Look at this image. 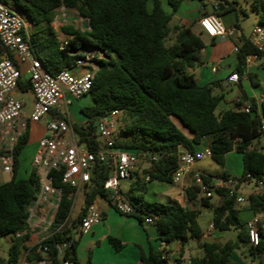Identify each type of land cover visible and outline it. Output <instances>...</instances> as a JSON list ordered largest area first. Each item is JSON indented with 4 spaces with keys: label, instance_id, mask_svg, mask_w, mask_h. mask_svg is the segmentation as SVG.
I'll return each mask as SVG.
<instances>
[{
    "label": "trees",
    "instance_id": "16d2710c",
    "mask_svg": "<svg viewBox=\"0 0 264 264\" xmlns=\"http://www.w3.org/2000/svg\"><path fill=\"white\" fill-rule=\"evenodd\" d=\"M31 22V42L45 68L57 74L84 55L77 53L84 48H99L105 59L97 61L92 88L89 94L93 105L82 108L83 123L71 121L79 140L94 153L102 149L98 132V122L111 112L122 113L116 145L125 150L145 153L156 157L148 170L150 181L173 183V174L178 167L179 155L184 148L195 151V146L208 140L211 158L218 165H225V156L232 151L242 156L243 170L236 177L239 185L255 180L263 184L260 193L247 197V208L254 215L264 214V147L259 140L264 136V99L260 107L255 100L250 101V111L227 110L217 113L224 100V94H216L217 82L199 85L190 68L202 64L201 51L204 41L191 27L180 25L170 28L172 13H167L160 0H2ZM153 2L151 11L147 3ZM181 0H170L175 11ZM224 1V0H220ZM227 1V0H225ZM74 9L80 16L89 20L90 30L77 29L64 25L61 31L71 36L63 48L53 23L57 11L62 7ZM233 4L223 13L229 12ZM218 12V9H217ZM260 24H264V3ZM174 33V41L168 39ZM76 52V53H74ZM251 54L264 55L250 40H244L236 57L235 73L245 74L246 58ZM7 56L15 61L14 55ZM22 72L18 90L31 92L30 79ZM33 94V93H32ZM51 115L69 120L65 114L51 110ZM29 141V128L17 139L12 149L13 172L11 179L0 184V239L12 235L13 243L8 251L7 264H19L22 257L29 264L48 258L50 264H63L70 260L80 264L77 246L80 239L72 237L88 206L97 197L110 200L105 190V182L110 177L109 169L97 163L92 173L91 183L84 188V206L80 215L60 230L71 216L75 190L62 182V174L54 171L55 186L62 189V199L52 225V235L39 245L28 246V208L40 190L37 174L28 179H18L19 157ZM204 183L221 199L218 206H210L214 230L219 232L237 231V241H202L204 232L198 222L200 211L184 207L177 201L169 203L150 202L142 190L141 177L131 186L128 194L132 204L141 214L134 215L141 223L146 217L153 219L159 232V239L167 245L178 241L183 246L191 241L198 242L202 256H193L190 264H235L231 255L241 246L248 247L253 257L264 254V234L259 231V243L249 246L247 226L239 218L236 208L237 195L230 194L224 182L230 175L222 176L223 182L215 186L212 175L202 174ZM146 183V182H145ZM197 195L200 191L194 187ZM189 200L194 198L188 194ZM24 232L21 237L18 233ZM73 239V245L60 257L56 245ZM109 243L116 251L125 244L110 237ZM48 251L44 252L43 249ZM141 264H166L162 252L151 251L141 254ZM91 264V258L88 263Z\"/></svg>",
    "mask_w": 264,
    "mask_h": 264
},
{
    "label": "built area",
    "instance_id": "2783aa9c",
    "mask_svg": "<svg viewBox=\"0 0 264 264\" xmlns=\"http://www.w3.org/2000/svg\"><path fill=\"white\" fill-rule=\"evenodd\" d=\"M72 17V19L68 18L67 8L62 6L57 11L55 21H63L64 23L72 21L75 28L90 30L89 20L80 16L76 10H74ZM199 24L210 37L227 34L221 19L216 14L201 17ZM30 28L31 22L26 17L0 0V166L5 173L11 175L13 172L12 149L19 136L29 128L31 122H40L49 115L46 121V132L39 140L38 148L32 158V166L37 172L40 190L28 208L29 216L27 219L30 233L37 230L44 232L37 244L39 245L52 235V225L62 199V189L55 186L54 171L60 172L62 182L75 190L72 193L75 200L79 190L91 183L96 164L105 165L110 171V177L105 182L104 188L110 194L112 206L122 215L134 216L141 214V212L123 191L122 183L138 173L139 165L144 160H148L147 163L151 167L152 161H156L157 158L149 157L145 153L128 151L116 145L115 133L121 124L122 116L118 110L111 112L98 122V132L102 142V149L99 152L89 151L84 144L79 143L71 125L70 108L76 100H80L89 94L95 71L78 74L76 70L91 64L92 61L89 58H79L59 73L51 74L34 50ZM57 32L58 35H66L61 31V28ZM66 36L67 39L62 40L63 48L68 45L71 38V36ZM250 41L257 49L263 50L264 24H258L254 27ZM8 53L14 55L15 61L7 56ZM247 58L256 60L259 57L257 54H251ZM213 71L216 69L213 68ZM22 72L29 74L34 96V107L28 115L23 113V101H17L12 97L14 92L18 90ZM229 81L237 82L238 75H231ZM61 103L65 108L63 114L69 119L68 121L50 113L51 110L58 111ZM241 110L249 112L250 104L242 105ZM262 128L264 130V125ZM5 142H9V146L3 150L1 144ZM211 156L212 151L209 146L204 147L201 151L195 150L193 152L184 149L179 155L178 167L173 174V183H180L186 176L192 175L199 191L205 194L206 198H211L213 196L212 189L204 183L202 174L195 172L193 167L197 161ZM141 178H144L146 182L150 181L147 174L142 175ZM224 184L229 188L231 195H237V203L245 202V198L239 193L240 185L237 178L230 177ZM259 186L261 189L263 188L261 182ZM71 220L73 219L70 216L62 224L60 230L66 227ZM102 221V212L95 203L91 204L86 208L77 228L73 230L72 237H75L77 232L89 233L93 226ZM144 222L153 224V219L146 217ZM258 224V218H254L247 224L249 245L251 246H256L259 243ZM213 230L214 225L212 223L207 234L212 233ZM23 234L24 232H21L16 236L21 237ZM72 245L73 239L58 243L56 249L59 256L63 257L65 250ZM43 251L47 252L48 249L44 248ZM161 252L162 258L167 260L166 264H173L169 261V252L165 242H161ZM25 256L26 254L19 264L25 263ZM0 264H2L1 261ZM36 264H50V260L45 258ZM63 264L73 263L70 260H64Z\"/></svg>",
    "mask_w": 264,
    "mask_h": 264
},
{
    "label": "crops",
    "instance_id": "0c3cea01",
    "mask_svg": "<svg viewBox=\"0 0 264 264\" xmlns=\"http://www.w3.org/2000/svg\"><path fill=\"white\" fill-rule=\"evenodd\" d=\"M160 2L163 9L167 13H172L173 15L169 24L171 29L180 25L189 26L196 34H199L202 37L205 44V48L200 54L202 64L190 68L189 72L195 76L199 85H207L217 82V89L215 90V93L224 94V100L221 103L224 104V109L219 112L217 111V113L227 110H238V103H241L242 105L250 104L251 100H255L258 107H260V104L264 99V55L256 60L246 58L245 74L241 77H238L237 82H231L229 81V78L231 75L236 74L235 70L238 65L236 54L239 48L241 47L244 40H250L254 27L260 24L264 0H246V4L252 6V10L256 17L255 25L249 30L245 29L241 24L239 16V12H242V14L246 16L247 9L243 8L236 0H181L175 11H173L170 0H160ZM230 3L233 4V8L230 9L229 12L223 13ZM147 8L149 11H151L153 9V2L152 4L147 3ZM221 8H223V10H220ZM211 14H216L221 19L223 26L227 31L225 36L210 37L201 28L199 24L200 18ZM230 31H232V33H229ZM59 38L61 40H66L67 36L59 35ZM262 51L264 52V47ZM77 53L83 54L84 59L89 58L92 61L91 64L76 70V73L78 74H82L87 71H96L99 67L97 61L99 59L106 58L104 52L96 47L84 48L82 46ZM213 68H215L216 71H213ZM32 98L33 109V94ZM23 103L25 105L24 101ZM91 105H93V100L90 94L75 102V104H73V109L70 110L71 120L76 123H83L86 118L81 110L82 108ZM58 111L64 113L65 108L63 103L60 104ZM78 111L82 117L77 115ZM23 113L28 115L24 112V106ZM45 132L46 121L43 123H41V121L31 122L29 124V141L28 144L23 148L19 157L20 166L17 173L18 179H28L33 172L37 174L35 168L32 166V158L38 148L39 140L44 136ZM259 145L261 147L263 146L261 142H259ZM206 146H208V140L204 139L201 144L195 146V150L201 151ZM183 150L184 148L181 151ZM228 154L229 153H227L226 156ZM193 167L195 172L204 175H211V173L206 172L204 169L198 168L195 164ZM224 174H228L230 177L235 178L241 175H232L230 173ZM222 176H213V184L215 186H218L223 182ZM11 177L12 176L9 177L8 181L11 179ZM153 182L157 181H148L147 183L150 184ZM158 183V193H154V195H158L165 203L177 201L184 207L199 210L200 213L205 209L211 211V209L205 203L213 207L218 206L221 203V199L218 196L217 203H212V199L214 198L215 194H213L211 198H206L205 194L201 192L196 195L194 192V187L197 185L195 184L192 175L186 176L180 183ZM133 184L134 183L130 185L129 192ZM262 190L263 188L261 189L259 184H256V181L253 183V180L241 184L239 186V193L245 198V202L237 203L236 208L239 210L240 220L246 224V226L248 222L252 221L254 218H258V230H262L264 234V214L254 215L253 212L247 208V197L252 193H260ZM83 192H85L84 188ZM126 194L128 195V193ZM188 194H190L194 199L189 200ZM84 197L85 193H83L80 213L84 206ZM95 204L102 212L103 221L100 224L93 226L89 233L80 235V241L77 246V257L80 264L88 263V252L90 250H92L93 254L92 264H141L140 258L142 253L149 255L151 251H161L159 232L154 224H147L145 222L141 223L133 216H125L120 214L115 210L108 199L97 197ZM211 224L212 219L208 225V228ZM201 228L204 232L202 241H237V231H227L234 233V238L236 239L234 240L225 235H217V237L213 236V232H219L215 230H213L212 233L207 234L208 228L204 229L202 226ZM43 235L44 232L41 230L31 232L27 245H37ZM110 237L119 239L121 242H123L125 244L124 249L121 251H116L109 243ZM175 242L176 248H172L171 245L173 242L167 245L169 261H171L173 264H190L191 257L202 256V250L198 242L194 243L189 249L186 248V245L190 242L184 246L178 241ZM246 248L248 247L241 246L239 253H236V251L233 252L231 258L235 264H264V254L262 257H253L245 252ZM193 249H195V251H193ZM241 253H245V255L241 256ZM22 264L29 263L25 261V263Z\"/></svg>",
    "mask_w": 264,
    "mask_h": 264
},
{
    "label": "rangeland",
    "instance_id": "374dc122",
    "mask_svg": "<svg viewBox=\"0 0 264 264\" xmlns=\"http://www.w3.org/2000/svg\"><path fill=\"white\" fill-rule=\"evenodd\" d=\"M238 3L241 4V6L245 9H247V15L245 16L244 14H242V12H239V16H240V22L241 24L244 26L245 29L249 30L251 29L255 23H256V17L255 14L252 10V6L251 5H247L246 4V0H236ZM150 4H152V2H148ZM74 10L73 9H67V16L69 19H72V14H73ZM59 14H61V12H59ZM64 25H71L73 27H75L74 23L71 21L64 23L63 21H54L53 26L55 29L59 30L60 28H62V26ZM32 28V26H31ZM30 28V30H31ZM174 41V33H171L169 39H168V45L172 44ZM25 79H29V74L25 72ZM15 100L17 101H21L23 100L25 102L24 105V112L27 114L31 113V109H32V103H33V98H32V93L31 92H26V93H22L20 91H16L15 94L12 96ZM78 100H76L75 102H77ZM74 102V104H75ZM73 109V106L70 108V110ZM222 109H224V104H221L217 111H221ZM77 115L82 117L80 112H77ZM49 118V115L45 116L42 120L41 123H43L44 121H47V119ZM264 124V121H263ZM118 136V130L115 133V137ZM10 142V141H9ZM9 142H5L3 144H1V147L3 148V150H6V148L9 146ZM259 142H261V144L263 145L262 147H264V136L259 140ZM148 160H144L140 165H139V171L138 173L142 176V175H148V170L150 169L148 163ZM195 165L200 168V169H204L206 172L211 173V175H213L214 177L217 176H222L224 173H230L232 175H239L242 173L243 170V164H242V157L240 154L236 153V152H231L229 153L226 157H225V165L222 167L220 165H218L215 161H213V159L211 157H206L203 158L200 161H197L195 163ZM136 174L134 176V178L128 179L127 181L122 183V189L125 193L129 194V187L132 183H135L137 178L140 177L139 174ZM11 175L7 174L3 171L2 167L0 166V184L5 183L6 181H8L9 177ZM217 181V180H216ZM144 180V178H142V181H140L141 186H145V189L142 190L145 198L150 201V202H160V203H165L163 202L162 198H160L158 195H154V193H158V188L157 186H159L158 182H153L148 184L147 182ZM83 189L79 190L78 195L76 197V199L74 200L73 203V208L71 211V218L74 219L76 216L79 215L80 210H81V203L83 200ZM218 201V197L217 195L214 196V198L212 199V203L216 204ZM168 203V202H166ZM199 223L201 224V226L206 229L208 228V225L212 219V212L208 209L203 210L199 217ZM213 236L217 235H225L229 238H232L234 240H236L234 238V233L233 232H213L212 233ZM13 239L14 237L12 235H8L5 236L3 238L0 239V261L2 264H7V258H8V251L10 249V246L13 243ZM194 243V241H191L189 244L186 245V248H190ZM172 248H176V242L172 243ZM193 251H195V249H193ZM247 254H249L248 252V248H246ZM236 253H239V249L236 250ZM245 255V253H241V256ZM249 256V255H248ZM262 257V256H261ZM88 258H91V264H92V259H93V254H92V250H90L88 252ZM2 259V260H1Z\"/></svg>",
    "mask_w": 264,
    "mask_h": 264
},
{
    "label": "water",
    "instance_id": "95a60500",
    "mask_svg": "<svg viewBox=\"0 0 264 264\" xmlns=\"http://www.w3.org/2000/svg\"><path fill=\"white\" fill-rule=\"evenodd\" d=\"M220 10H223V8H221ZM253 183H255V180H253ZM81 233L80 232H77L75 238L78 240L79 237H80Z\"/></svg>",
    "mask_w": 264,
    "mask_h": 264
}]
</instances>
